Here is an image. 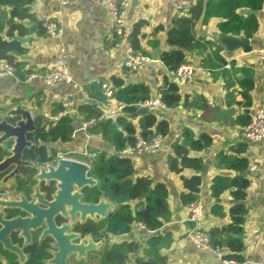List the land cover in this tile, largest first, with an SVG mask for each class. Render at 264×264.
<instances>
[{"label":"crops","instance_id":"obj_1","mask_svg":"<svg viewBox=\"0 0 264 264\" xmlns=\"http://www.w3.org/2000/svg\"><path fill=\"white\" fill-rule=\"evenodd\" d=\"M30 9L34 19L25 21L24 25L33 30L38 23L53 17L60 26V33L52 38L37 27L28 36L15 37L26 48V54L21 57L25 70L44 74L55 63L61 62L70 71L73 82L48 85L41 77L26 80L18 77L0 78V109H4L0 110V117L17 105L31 110L34 116L41 118L44 115L72 114L75 127L72 141L67 144H51L50 149L79 151L88 148L95 155L102 152L113 155L114 148L100 135L91 133L92 137L87 139L81 130L83 120L80 109L86 104H98L104 110L106 106L115 108L118 102H122L116 99L115 94L113 98H108L103 88L104 84H108L116 93L112 84L114 77L122 78L125 86H150L151 99H156L165 88L164 75L168 71L161 62L157 65H151L150 62L136 71H130L124 66L128 56L127 48L121 45L116 47L112 17L100 4V0H76L67 5H61L56 0H32ZM255 12L259 28L250 38L243 34L221 33V20L218 18L211 19L208 24L200 21L195 34L202 47L188 51L187 55L188 63L204 70L196 72L187 84L180 85L183 98L180 106L173 109H148L156 114L158 120L168 122L169 133L162 138L158 152L133 158L134 178L147 177L153 184L160 183L167 187L171 218L156 232L144 230L137 224L130 235L124 236V240L139 244V251L130 256L127 264H136L137 258L149 256L146 254L148 241L158 235H169L167 246L160 250L167 264H225L214 254L197 248L187 237L194 225L187 220V205L182 201L181 196L187 191L182 177L192 176L201 177L199 200L203 215L197 229L209 236L214 228L231 223L230 209L238 202L232 194L235 191L233 188L222 193L219 199L215 198V181L237 177L249 180L250 185L243 202L247 209L243 232L229 235V238H239L243 242V260H229L238 264H264V162L259 171L253 172L250 169L252 160H264V142L252 141L244 133V126L251 118L259 111L264 112V68L257 55L258 50L264 49V3L262 9ZM10 16L9 7L0 8V20L5 25ZM178 16L174 0H129V6L123 14L129 34L136 23H147L142 30L144 36L141 44L151 58L158 48L163 53L172 49L167 43V32ZM221 35L244 37L251 44L230 52L219 40ZM152 41L158 44L153 46ZM95 94L103 95L104 100L98 101ZM86 99L93 102H85ZM133 121L140 133L141 117ZM185 128L192 130L197 138L203 135L211 137L212 144L201 152L191 153V156L201 158V170L188 169L178 175L170 170L167 159L173 152L172 145L180 139ZM239 161L248 162V168L239 171L233 167ZM215 206L225 214L223 218L213 214ZM117 240L120 239L113 238L111 242L116 243ZM96 244L100 248L103 246L101 243ZM222 250L228 259L226 255L230 251L227 248ZM95 252L89 254L88 262L93 259Z\"/></svg>","mask_w":264,"mask_h":264},{"label":"trees","instance_id":"obj_2","mask_svg":"<svg viewBox=\"0 0 264 264\" xmlns=\"http://www.w3.org/2000/svg\"><path fill=\"white\" fill-rule=\"evenodd\" d=\"M263 3L264 0H192L189 13L187 15L178 14L179 16L167 32V43L172 49L164 52L160 58L168 71V74L164 75L165 88L161 90V100L167 108H176L183 100L180 85L172 82L169 73L177 71L181 65L188 63V51L202 47L201 42L196 39L197 24L200 21L208 24L211 19L218 18L221 20L219 23L221 33L238 36L243 34L250 38L258 31L259 23L255 15H244L242 9L259 11ZM31 4L32 0H0V8L9 7L11 10L7 25L0 20V65L2 63L11 65L15 69L16 77L21 80L28 79L32 73L25 70V63L21 60V57L26 54V48L15 37L28 36L37 27L46 33L44 22L38 23L33 30L24 25L25 21L34 19L30 9ZM146 24L144 21L136 23L128 35L132 47L142 55H150L141 44L144 36L142 30ZM115 41L118 43V40ZM157 44L158 42L152 41L153 46ZM112 84L116 89V99L126 105L123 114L119 115L115 122L111 119L97 122V126L91 130V133L100 135L114 148L115 152L113 155L105 152L96 155L91 175L98 181V186L87 188L83 193L84 201L87 203H98L101 198L105 197L115 203L116 207L105 219L88 220L79 227L77 226L83 237L89 236L95 243L103 245L87 264H95L96 261L97 264H127L130 256L139 251L138 242L117 240L116 243H112V239L130 235L137 224L144 225L148 231L156 232L171 218L167 187L160 183L153 184L152 180L147 177L135 179L133 158L119 154L126 147L135 146L138 136L145 141H150L159 135L166 137L169 133V124L166 120H158L156 114L148 111L141 116L140 133H138L131 115L137 112L140 104L151 99V87L145 84L125 86V81L120 77H114ZM95 97L98 101L104 100L103 95L95 94ZM102 112L98 104H86L80 109L85 121L98 119ZM34 118L36 130L27 135L32 146L26 149L23 158L33 164L43 165L54 159L58 152L50 149L49 145L67 144L72 141L75 131L74 119L72 114H65L59 118L54 127H47L43 124L41 117L35 116ZM15 121L12 119L10 122ZM13 144V141L9 140L4 145H0V162L10 155ZM211 144V137L203 135L197 138L192 130L185 128L180 139L172 145L173 152L168 156L170 170L178 175L188 169L201 170L203 167L201 158L193 157L191 153L201 152L209 148ZM233 167L244 171L248 168V162L239 161ZM20 172L21 175L16 177L12 186L15 187L16 192L29 198L36 184L34 178L37 173L36 168L22 167ZM4 175L0 176V180ZM182 178L184 188L187 190L181 196L183 203L190 205L200 201L201 177ZM249 185L248 179L237 177L232 180L219 178L213 186V196L217 199L226 190L233 188L235 191L232 194L238 202L230 209L231 223L214 228L210 232V242L215 249L227 248L230 251V254L226 255L227 258L239 262L243 260V242L239 238H229V235L232 233L239 235L243 232L242 225L247 213L243 202ZM43 189L48 191L49 196L54 192V187L44 186ZM16 213L17 211H14L11 214ZM213 214L221 218L225 216L217 206L213 208ZM62 222L58 221V224ZM167 237L169 235H158L149 239V249L146 252L149 256L137 258L136 264H167L166 257L160 253L161 248L167 246ZM12 240L22 247L23 241L17 233ZM51 243L50 238L39 241L38 235L35 236L31 245L23 247L27 255L25 264H48L47 260L51 258L49 252ZM0 254L3 255L7 264H19L17 256L4 251L2 246H0ZM85 263L73 261L71 264Z\"/></svg>","mask_w":264,"mask_h":264},{"label":"water","instance_id":"obj_3","mask_svg":"<svg viewBox=\"0 0 264 264\" xmlns=\"http://www.w3.org/2000/svg\"><path fill=\"white\" fill-rule=\"evenodd\" d=\"M243 13L254 15L256 12L244 9ZM219 40L230 52L251 44V41L244 37L221 35ZM162 54L161 49H156L152 55L151 65L159 64ZM84 101L93 102L89 99ZM147 112V108H139L131 118H139ZM34 117L31 110L17 105L7 110L0 118V145L9 140L14 143L10 155L0 162V176L14 168L4 177L2 183H6L15 175H20L22 167H34L37 171L35 180L40 183L58 181L57 191L50 199L40 191V185H37L32 188L29 201L23 194L19 201L0 199V246L4 251L15 254L19 264H25L27 256L20 247L13 244L11 235L18 233L20 238L25 239L27 246L32 243V237L40 233L39 241L46 238L52 240L49 264H68L71 258L84 263L88 260L89 254L99 250L100 246L91 237H83L77 226L88 220L105 219L115 208V204L104 198L98 203L84 201L83 191L98 186V181L91 175L92 168L85 163L62 159L55 166L45 167L24 160V152L32 146L27 135L36 130ZM12 119L16 121L10 122ZM5 210L24 211L28 216L6 219ZM58 221L63 222L60 225ZM120 240H124V237H120ZM0 261L6 264L1 255Z\"/></svg>","mask_w":264,"mask_h":264},{"label":"built area","instance_id":"obj_4","mask_svg":"<svg viewBox=\"0 0 264 264\" xmlns=\"http://www.w3.org/2000/svg\"><path fill=\"white\" fill-rule=\"evenodd\" d=\"M61 5H67L76 0H56ZM100 4L108 11L112 17L113 25V35L118 40L116 47L125 46L127 48V59L124 63V66L130 71H136L141 66L148 64L152 61V58L148 55H142L138 53L130 44L128 40V29L123 17L124 11L129 6V0H100ZM175 8L179 15H187L192 7V0H174ZM44 27L46 34L49 37L55 38L60 33V26L56 19L53 17H48L44 21ZM257 55L261 62L262 67L264 68V49L257 51ZM204 69L199 66H194L191 63H185L181 65L177 71L169 73V76L172 82L179 85L187 84L193 77L196 72H202ZM3 77H16L15 69L4 63L0 68V78ZM35 77L43 78L48 85H53L58 82H65L71 84L73 78L70 74L68 68L61 62L55 63L52 68L44 74L32 73L28 79ZM103 88L106 92L108 98L114 97V90L108 84H104ZM124 102H118L115 108L106 106L98 119H92L90 121H85L84 117H81L83 120L81 130L85 133L87 139L92 137L91 130L97 126V122L102 120L111 119L114 122L119 115L123 114L125 108ZM139 108H161L167 109L165 104L161 100V96L156 99H149L144 103L139 105ZM62 115H44L42 117L43 124L47 127H54L57 124V121ZM244 133L246 138L255 141V142H264V112H257L250 120V122L244 126ZM75 131L72 137H74ZM162 136H156L150 141H145L140 136H138V142L135 146H128L122 151L119 152L121 156L134 158L142 154L156 153L161 149ZM96 155L93 151L88 148L83 150H67V151H58L56 157L43 166L47 167L49 165H56L59 160L70 159L77 162L85 163L86 165L92 168V162L95 159ZM263 159L256 158L252 160L251 171L256 172L261 168ZM1 197V196H0ZM187 220L191 222L194 227L190 229L187 237L193 244L202 250L214 254L217 258L224 261L225 264H238L236 261L226 259L221 250L215 249L211 242L210 236L208 234H203L197 229V224L201 221L203 215V207L200 201L187 205ZM140 228L147 230L144 225L138 224Z\"/></svg>","mask_w":264,"mask_h":264},{"label":"flooded vegetation","instance_id":"obj_5","mask_svg":"<svg viewBox=\"0 0 264 264\" xmlns=\"http://www.w3.org/2000/svg\"><path fill=\"white\" fill-rule=\"evenodd\" d=\"M14 170V168L13 169H11L9 172H11V171H13ZM21 171V170H20ZM9 172L7 173V174H9ZM7 174H5L3 177H2V179L0 180V186H1V189H0V199L1 200H16V201H19L20 200V196L22 195V193H19V192H16V190H15V187L14 186H12L14 183H15V179H16V177H18V176H20L21 175V172H20V175H18V176H16L15 175V177L14 178H12V179H9L6 183H2V181H3V179H4V177L7 175ZM36 176V175H35ZM35 178V177H34ZM35 182H36V184L33 186V187H35V186H37V185H40V191L41 192H43L44 194H46V197L47 198H50V199H52V196H53V194H55L56 193V191H57V184H58V181H52V182H50V183H47V182H42V183H40L39 181H36L35 180ZM46 187V188H50V187H54V192L52 193V195H50L49 196V194H48V191L47 190H44L43 189V187ZM24 195V194H23ZM26 197V196H25ZM27 198V201H29V199L30 198H28V197H26ZM1 211V210H0ZM15 211H17V210H15ZM14 211H11V210H5L4 211V217L6 218V219H12V218H16V217H27L28 216V214L26 213V212H24V211H17V213L16 214H11V213H13ZM61 225V224H60ZM15 235V233H13L12 235H11V238L13 239V236ZM17 235H18V233H17ZM38 235V240H39V237H40V233L39 234H37ZM37 235H34L33 237H32V243H33V241H34V237L35 236H37ZM19 236V235H18ZM20 237V236H19ZM22 239V241H23V245H22V247L19 245V244H15L14 243V241L12 240V242H13V244L14 245H16V246H18V247H20L22 250H23V247H25V239H23V238H21ZM31 243V244H32ZM31 244H28L27 246H29V245H31ZM51 251V245H50V248H49V252ZM9 252V251H8ZM24 252V251H23ZM13 254V253H12ZM25 254V253H24ZM50 254H51V252H50ZM1 255V254H0ZM15 255V254H14ZM26 255V254H25ZM2 257H3V255H1ZM27 256V255H26ZM4 258V257H3ZM5 259V258H4ZM51 259V258H50ZM50 259H48L47 260V263L49 262V260ZM17 260H18V257H17ZM74 261H76V259H74ZM78 262H80V261H78ZM0 263L1 264H3L1 261H0ZM19 263V262H18ZM72 262H71V260L69 259V261H68V264H71ZM88 263V261L85 263V264H87ZM6 264H7V262H6ZM49 264V263H48Z\"/></svg>","mask_w":264,"mask_h":264},{"label":"rangeland","instance_id":"obj_6","mask_svg":"<svg viewBox=\"0 0 264 264\" xmlns=\"http://www.w3.org/2000/svg\"><path fill=\"white\" fill-rule=\"evenodd\" d=\"M6 109H7V108H6ZM6 109H5V110H6ZM1 117H2V116H1ZM1 117H0V118H1ZM94 161H95V159H94V160H93V162H92V167H93V165H94ZM94 255H95V253H94ZM74 259H75V258H71V259H70V260H71V262H73V261H74ZM88 260H89V259H88ZM88 260H86L85 262H87Z\"/></svg>","mask_w":264,"mask_h":264}]
</instances>
